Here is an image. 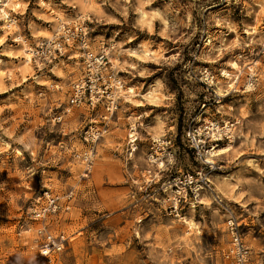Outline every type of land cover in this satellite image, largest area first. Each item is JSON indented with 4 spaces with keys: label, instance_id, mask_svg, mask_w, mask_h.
<instances>
[{
    "label": "rangeland",
    "instance_id": "374dc122",
    "mask_svg": "<svg viewBox=\"0 0 264 264\" xmlns=\"http://www.w3.org/2000/svg\"><path fill=\"white\" fill-rule=\"evenodd\" d=\"M0 5L16 19L0 17V264H235L230 223L245 264H264V0ZM58 20L84 23L93 51L109 47L114 112L69 105L79 58L28 64L16 38L36 43ZM162 137L171 156L158 167L147 155ZM204 172L213 191L169 213L167 182ZM47 234L64 241L43 258Z\"/></svg>",
    "mask_w": 264,
    "mask_h": 264
},
{
    "label": "built area",
    "instance_id": "2783aa9c",
    "mask_svg": "<svg viewBox=\"0 0 264 264\" xmlns=\"http://www.w3.org/2000/svg\"><path fill=\"white\" fill-rule=\"evenodd\" d=\"M90 35L84 23L59 24L49 37L39 39L30 47L33 50L32 58L44 65L66 58L72 60L80 59L81 72L78 78L70 85L68 93V103L70 106H87L95 108L102 105L107 113L114 112L118 107L120 81L112 74L111 63L109 62V47L102 45L96 52L92 50L87 41ZM91 49V50H90ZM107 52H106V51ZM75 52V54H74ZM77 53V54H76ZM94 133V134H93ZM95 138L99 133L93 132ZM185 139L189 150L193 154L203 153L201 137L193 131L185 134ZM172 140L162 137L153 140L148 153L149 163L164 164V158L170 157ZM138 136L134 130L128 135L127 149L129 153L137 150ZM204 169L212 171L215 169L214 161L206 158L202 162ZM209 172H204L199 178H194L193 174L173 177L165 185L169 191L166 202H168L169 213L178 217L184 208H194L198 203L202 191L211 192V182ZM196 174H199L196 173ZM231 235V248L227 256H231L235 264H245L249 251L245 247L242 236L233 223L229 224ZM64 241L63 235L54 238L51 234L46 235V240L40 249L41 257L49 258L52 253L61 251Z\"/></svg>",
    "mask_w": 264,
    "mask_h": 264
},
{
    "label": "bare ground",
    "instance_id": "6f19581e",
    "mask_svg": "<svg viewBox=\"0 0 264 264\" xmlns=\"http://www.w3.org/2000/svg\"><path fill=\"white\" fill-rule=\"evenodd\" d=\"M7 2L8 1H10V0H6ZM4 6H5V4H3ZM3 5H0V17L3 19V20H5L6 21V23H16V19L15 18H9V14L7 13V14H5V13H3V10H2V7L1 6H3ZM7 19V20H6ZM64 23H69V22H66V21H64V20H58V25L59 24H64ZM15 41H17V42H19V43H21L22 42V44H23V47H24V50H25V54H26V56L28 57V61L27 62H29V64H31L32 62L33 63H36L38 66H42V63L41 62H38L37 60H34L33 58H32V53H33V50L30 48L31 46H32V44H27V42L25 41V38L23 39V37H19V38H16V40ZM87 43H88V45L90 46V41H89V39H88V41H87ZM91 50V49H90ZM108 51H109V48L107 49ZM106 51V50H105ZM107 52V51H106ZM25 60V59H24ZM130 90V89H129ZM149 93V92H148ZM150 95V94H149ZM150 97V96H149ZM226 124H227V122H226ZM228 126H226V128H227ZM226 150V148H221V149H219L217 152L218 153H223L224 151ZM160 165H163V164H160ZM190 221V223H189V225L190 226H193L194 225V223L191 221V220H189Z\"/></svg>",
    "mask_w": 264,
    "mask_h": 264
},
{
    "label": "crops",
    "instance_id": "0c3cea01",
    "mask_svg": "<svg viewBox=\"0 0 264 264\" xmlns=\"http://www.w3.org/2000/svg\"><path fill=\"white\" fill-rule=\"evenodd\" d=\"M28 64H29V62H28Z\"/></svg>",
    "mask_w": 264,
    "mask_h": 264
}]
</instances>
